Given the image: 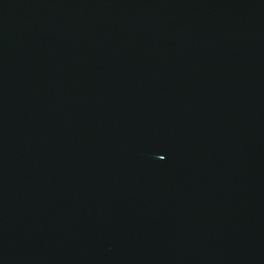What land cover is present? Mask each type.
I'll use <instances>...</instances> for the list:
<instances>
[{
  "label": "water",
  "instance_id": "95a60500",
  "mask_svg": "<svg viewBox=\"0 0 264 264\" xmlns=\"http://www.w3.org/2000/svg\"><path fill=\"white\" fill-rule=\"evenodd\" d=\"M0 264H264V0H0Z\"/></svg>",
  "mask_w": 264,
  "mask_h": 264
}]
</instances>
